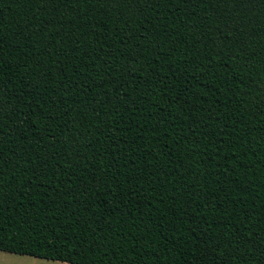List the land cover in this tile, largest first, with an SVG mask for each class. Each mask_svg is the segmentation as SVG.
Listing matches in <instances>:
<instances>
[{
	"label": "trees",
	"instance_id": "16d2710c",
	"mask_svg": "<svg viewBox=\"0 0 264 264\" xmlns=\"http://www.w3.org/2000/svg\"><path fill=\"white\" fill-rule=\"evenodd\" d=\"M3 248L264 264V0H0Z\"/></svg>",
	"mask_w": 264,
	"mask_h": 264
},
{
	"label": "rangeland",
	"instance_id": "374dc122",
	"mask_svg": "<svg viewBox=\"0 0 264 264\" xmlns=\"http://www.w3.org/2000/svg\"><path fill=\"white\" fill-rule=\"evenodd\" d=\"M0 264H74L0 250Z\"/></svg>",
	"mask_w": 264,
	"mask_h": 264
},
{
	"label": "snow or ice",
	"instance_id": "6c2138e0",
	"mask_svg": "<svg viewBox=\"0 0 264 264\" xmlns=\"http://www.w3.org/2000/svg\"><path fill=\"white\" fill-rule=\"evenodd\" d=\"M0 250H2V251H8V249H6V248L0 249ZM16 252H17L18 254H20V250H19V249H17Z\"/></svg>",
	"mask_w": 264,
	"mask_h": 264
}]
</instances>
